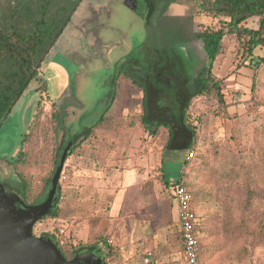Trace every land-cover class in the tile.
I'll use <instances>...</instances> for the list:
<instances>
[{
    "label": "rangeland",
    "instance_id": "374dc122",
    "mask_svg": "<svg viewBox=\"0 0 264 264\" xmlns=\"http://www.w3.org/2000/svg\"><path fill=\"white\" fill-rule=\"evenodd\" d=\"M180 1L191 5L190 13L203 15L195 1ZM123 2L109 0L101 5L95 21L104 24L92 28V34L96 32L99 38L83 37L73 54L58 50L51 63L42 65L48 97L64 112L67 139L94 127L86 140H78L64 162L59 178V216L54 220L43 218L37 231L56 228L54 232H59L63 228L62 239L69 236L79 245L109 244L111 240L118 248V257L129 255L127 245L135 247L143 239L152 245L159 263L182 264L181 260L166 261L168 252L164 253L162 246H173L171 253L178 257L181 239L173 220L175 210L168 185L161 181L162 166L169 185L183 175L193 190L194 211L200 223V264H264V242H254L250 233L225 240L219 225L210 219L221 211L217 200L226 196L225 175L234 172L241 179L250 172L256 176L255 186L264 189V157L262 162L260 158L256 161L252 152H260L264 132V47L257 46L252 52L256 65L236 68L243 60L241 49L234 38L224 35L223 48L213 61L211 73L222 80L225 104L218 105L205 95L190 100L186 111L194 133L188 140H193L191 150L195 149L197 157L189 167L184 164V150L164 148L167 128L159 126L150 133L141 123L140 89L126 77L115 84L120 63L129 55L141 57L143 53L137 52L143 50L146 39L144 0H137L136 10ZM203 16V24L194 21L195 29L222 27L221 20ZM256 25L257 19L246 22L247 27ZM184 63L189 68L184 75L190 80L196 68L190 62ZM113 95V105L98 124ZM224 109L229 116L223 115ZM50 113L49 108L41 107L30 150L26 146L19 167L0 162V180L7 188L17 192L5 181L12 174L28 181V204L38 202L42 195L38 194L60 141V131L54 128ZM13 120L7 119L0 128V154L20 147L22 131L16 132ZM198 167L203 168L200 175ZM229 196L237 198L234 190ZM261 211L264 213V207ZM257 221L264 222V215Z\"/></svg>",
    "mask_w": 264,
    "mask_h": 264
},
{
    "label": "flooded vegetation",
    "instance_id": "af4514ba",
    "mask_svg": "<svg viewBox=\"0 0 264 264\" xmlns=\"http://www.w3.org/2000/svg\"><path fill=\"white\" fill-rule=\"evenodd\" d=\"M108 1L0 0V128L7 119L12 118L16 132L17 129L22 131L20 147L9 154H0V162L7 167H19L23 163L22 155L26 146L30 150L32 133L41 107L49 108L53 120L60 123L57 147H60L62 137L65 143L61 149L70 140L67 139L64 112L48 97L47 79L42 65L46 61L51 63L52 55L58 50L66 55L73 54L83 37L92 35L99 38L96 32L95 36L92 34V28L93 25L104 24L95 21V18L100 13L101 5ZM123 3L127 8L136 10L137 0H124ZM144 4L146 39L143 50L137 52L138 55L141 52L143 54L141 57L129 55L120 63L115 84L122 77L128 78L131 85L140 89L142 103L143 98H146L143 84L152 76H157L159 83L156 85L161 90L153 92L152 101L150 105L146 104L148 107L145 109L153 119L167 124L168 127L163 124L160 126L167 128L169 137L168 128L172 132L180 127L181 114L178 108L185 106L187 97L193 92L191 88L195 80L212 69L213 61L198 37L211 29L207 26L195 29L194 21L203 24L204 16L190 13L191 5L183 1L144 0ZM183 60L196 68L190 80L184 75L189 68ZM114 96L110 98L99 119L113 105ZM186 113L189 114L183 111L184 118ZM184 123L185 127L181 130L191 131L189 119ZM93 127L84 130L82 141L88 138ZM73 148H70L65 160L72 154ZM5 181L21 195L13 174ZM0 183L7 190L1 180ZM5 199L8 198L0 192V200Z\"/></svg>",
    "mask_w": 264,
    "mask_h": 264
},
{
    "label": "trees",
    "instance_id": "16d2710c",
    "mask_svg": "<svg viewBox=\"0 0 264 264\" xmlns=\"http://www.w3.org/2000/svg\"><path fill=\"white\" fill-rule=\"evenodd\" d=\"M197 3L199 12L205 16H208L212 19H217L218 21H222V27H218V29H211L210 31H204L199 34L198 37L201 38L205 50L210 55V60L214 61V59L220 54L221 49L223 48V37L225 34L228 35V38H234L237 41V48L241 49V56L243 60L241 63L236 65V68L241 66L243 67H251L256 65L252 52L257 47H264V0H193ZM252 18L257 19L256 27H247L246 21ZM263 60V59H262ZM22 77V76H21ZM20 77V78H21ZM28 78V76H27ZM158 77L152 76L146 83L143 84L145 89L146 98L149 97L148 100L143 98L141 106H142V115H141V123L145 127V129L150 133H155L156 129L161 125L167 126L166 123L162 121H156L153 119L146 111V104L152 101L153 92H160L161 87L157 86ZM22 80V78L20 79ZM223 83L222 80L215 77L211 71L203 75H199L195 80V84L191 88L193 92L189 97H187L185 106H181L178 108L180 110V127L171 132L169 129V137L165 142L164 148L166 150H184L185 157L187 153H190L193 145V140H188L193 135V126L191 131L186 132L182 131L183 127H185L184 121L189 118V114H185V118L183 117V111H186L187 106L189 105V101L191 98L198 95H205L209 99L216 100L218 105L224 107V95H223ZM146 99V100H145ZM147 101V102H146ZM224 116H229L226 112V109L222 112ZM104 115L99 119L98 124L102 121ZM160 118V117H158ZM54 128L60 129L59 121L53 120ZM168 127V126H167ZM84 134V133H83ZM87 134V133H86ZM76 134L73 136V138ZM83 136V135H82ZM86 135H84L85 137ZM71 138L70 140H72ZM262 143L260 144L261 150L258 152L256 149H253V158H257L256 161L260 158L259 162H262V158L264 157V132L261 135ZM65 140L62 137L60 147H56V151L53 156V165L51 168L48 177L43 184L41 191L38 195L44 194L46 188L48 187L54 171L56 169L59 153L61 147L64 145ZM75 147L72 149L71 153L74 151ZM62 150V149H61ZM195 150V149H193ZM197 157L196 151H194V157L190 160L184 159V164H188L191 167V160ZM162 162V161H161ZM200 170L202 171V167H198V175H200ZM227 174V173H226ZM256 176L252 175L250 172L247 175H243L241 179L234 172L231 174H227L224 176V180L226 184L224 185V189L226 191L225 195L221 200H217L219 202V206L221 207V211L214 216L211 215L210 219H214V223H217L218 230L221 232V235L225 238V240L233 239L234 237H239L244 233H250L252 235L253 241L261 244L264 242V222L257 221L261 215L264 213L261 211V208L264 207V189L255 186L253 180ZM223 180V178H222ZM161 181L164 185L169 186V182L165 179V176L162 171L161 166ZM16 182L18 185V189L21 191V195L26 200L28 195V181L24 179V177L17 174ZM176 182L171 183L170 185L174 187ZM187 184V182H186ZM203 187V186H202ZM188 190L193 194V190L187 185ZM61 185L60 181L57 185V207L52 210L47 218L53 217V220L59 216V208H58V200L60 197ZM231 190H234L237 194V198L233 199L229 196ZM210 192L205 193L206 197H209ZM208 195V196H207ZM216 199V198H215ZM45 219H42L34 224L33 226V235H39V232H44V229H39L37 231V227ZM203 226V223H202ZM253 226V228H251ZM56 228L48 231L53 238L63 256L66 259H70L74 253L84 247H98L104 250V264H107V261H120L118 248H114L112 244H102L98 245L96 243L88 244V245H79L77 243H72L71 238L68 236L65 239H62L58 232H54ZM204 230V229H203ZM205 232V231H204ZM200 233V231H199ZM205 234V233H204ZM179 235V231H178ZM200 235V234H199ZM199 241V240H198ZM181 243V241H180ZM199 247L201 244L199 242ZM213 250H211V253Z\"/></svg>",
    "mask_w": 264,
    "mask_h": 264
},
{
    "label": "water",
    "instance_id": "95a60500",
    "mask_svg": "<svg viewBox=\"0 0 264 264\" xmlns=\"http://www.w3.org/2000/svg\"><path fill=\"white\" fill-rule=\"evenodd\" d=\"M82 135L76 134L62 148L52 179L38 202L27 204L22 195L0 183V192L8 198L0 200V264H104L103 249L84 247L66 259L53 235H33L34 224L57 207V185L65 158Z\"/></svg>",
    "mask_w": 264,
    "mask_h": 264
},
{
    "label": "built area",
    "instance_id": "2783aa9c",
    "mask_svg": "<svg viewBox=\"0 0 264 264\" xmlns=\"http://www.w3.org/2000/svg\"><path fill=\"white\" fill-rule=\"evenodd\" d=\"M194 157V150L187 153L186 159ZM173 197L177 211V226L180 234L182 254L185 264H200L199 253V222L194 211V199L188 190L186 180L182 176L173 187ZM64 229L60 228L58 234L63 237ZM66 238V237H65ZM63 238V239H65ZM107 264H125L123 261H107Z\"/></svg>",
    "mask_w": 264,
    "mask_h": 264
},
{
    "label": "crops",
    "instance_id": "0c3cea01",
    "mask_svg": "<svg viewBox=\"0 0 264 264\" xmlns=\"http://www.w3.org/2000/svg\"><path fill=\"white\" fill-rule=\"evenodd\" d=\"M252 19H256V18H252ZM168 190L170 192V196L172 198L173 206H174V210H175L173 220H176V222H177V211H176L175 200H174V197H173V187L171 185H169L168 186ZM199 226H200V223H199ZM109 243L111 244L112 241L110 240ZM133 246L134 245H127V247H128L127 251H128V254L129 255H125V257H124V255L121 254L120 261H123L125 264H137V262L139 264H161V263H159V260L156 259L154 257V255H153V252L154 251L151 249L152 245L151 246H148L147 243L145 242V240L142 239L141 242L139 241L136 244L135 247H133ZM162 246L164 248V253L168 252L165 255L167 257V260L166 261L181 260L182 264H185L184 263L183 254H182L181 243H180V247H179L180 249H179L178 257L173 256V253H171L173 251V246H171V245L168 246L165 243ZM135 248H137V249H135ZM121 250H122V248H121ZM135 254H137V255H135ZM162 261L163 262H166L165 260H162Z\"/></svg>",
    "mask_w": 264,
    "mask_h": 264
}]
</instances>
